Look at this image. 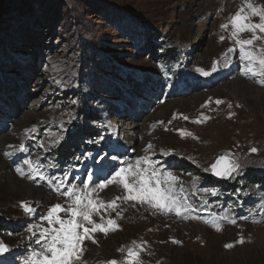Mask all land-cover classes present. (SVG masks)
<instances>
[{"label":"rangeland","instance_id":"374dc122","mask_svg":"<svg viewBox=\"0 0 264 264\" xmlns=\"http://www.w3.org/2000/svg\"><path fill=\"white\" fill-rule=\"evenodd\" d=\"M244 2L0 0V264L39 251L28 229L47 227L48 209L70 203L61 192L85 184L105 202L93 220H114L115 230L85 240L79 264H122L133 242L141 264H264V83L244 74L238 48L224 58L237 47L230 18ZM225 155L239 169L210 182ZM141 156L176 176L177 195L196 211L177 217L122 199L107 209L124 191L96 186Z\"/></svg>","mask_w":264,"mask_h":264},{"label":"snow or ice","instance_id":"6c2138e0","mask_svg":"<svg viewBox=\"0 0 264 264\" xmlns=\"http://www.w3.org/2000/svg\"><path fill=\"white\" fill-rule=\"evenodd\" d=\"M253 17L258 18L259 22H253ZM230 24L232 27L231 38L235 40L237 47L228 48L224 58L226 59L229 53L236 51L238 48L241 60L246 63L244 74L259 76L262 78L261 82L264 83V48L254 47L257 41L264 42V6H257L252 0H245L243 6L230 18ZM221 28L227 29L228 24L221 25ZM244 32L251 33V37L240 39V34ZM223 39L221 37V41ZM197 71L204 76L210 75V72L202 69H197ZM215 71H217V62L213 61L211 72ZM215 103L219 105L222 101L216 100ZM184 119H188V117H184ZM203 119L208 118L204 117ZM201 122L199 119L194 121V123ZM181 135H184L183 132H181ZM189 135L191 134L189 133ZM58 142L57 140L54 143ZM147 148L151 149L152 145L149 144ZM19 150H24L23 144L20 145ZM256 151V148L251 149L252 153ZM5 155L7 156L8 153H5ZM24 163L28 165L30 171L39 174V170L34 169L32 161L25 160ZM142 165L143 167H141ZM239 167L240 165L235 160L231 159L229 155H225L218 157L208 170L217 178L229 179L237 172ZM16 172L22 177L24 176L20 168H17ZM39 178L41 180L45 179L42 174ZM177 183L176 176L170 172L158 170L156 162L147 156H141L134 164L121 167L118 171H115L110 179L105 180L96 187L100 190L112 184H118L122 187L124 195L122 197L117 196L108 202L106 204L107 209L115 211L118 207L116 201L122 199L124 202L133 201L148 205L161 213H175L177 217H181L184 213L196 211V209L192 208L186 199H181L177 195L175 187ZM53 191L61 192V189L56 187ZM95 192L96 188L90 190L87 184L84 185L83 189L68 187L61 192L70 203L67 207L56 204L48 209L47 214L44 216L47 227L36 225L34 226L35 231L33 228L28 229L34 236L38 234L35 243L39 246V251L33 250L25 259L24 264H79L85 250L83 247L85 240L96 243L93 238L94 233L100 232L107 235L109 231L115 230L114 220L109 219L107 227L93 220V214L99 215L100 209L105 208L104 201L98 202L93 199ZM182 193L183 189H181V195ZM20 207L25 213L33 211L28 204L23 202ZM61 213H64V216H61ZM219 219L227 223H236L234 219H228L226 216H221ZM205 223L210 222L205 221ZM211 226L217 231L220 230V225L215 218L211 221ZM238 243H242V241H238ZM133 244L135 247L127 249L122 264H141L139 252L136 249L142 251L143 248L140 245H135V242ZM231 247H233L231 244L225 245L226 249ZM7 251L5 244L0 242V254ZM118 251L124 252L125 250L121 248ZM108 264H118V262L113 260L109 261Z\"/></svg>","mask_w":264,"mask_h":264},{"label":"bare ground","instance_id":"6f19581e","mask_svg":"<svg viewBox=\"0 0 264 264\" xmlns=\"http://www.w3.org/2000/svg\"><path fill=\"white\" fill-rule=\"evenodd\" d=\"M225 67V66H224ZM24 188V190H25V193L28 195V197H29V195L30 194H32L33 193V189L32 188H30V187H28V186H25V187H23ZM24 193V194H25Z\"/></svg>","mask_w":264,"mask_h":264},{"label":"water","instance_id":"95a60500","mask_svg":"<svg viewBox=\"0 0 264 264\" xmlns=\"http://www.w3.org/2000/svg\"><path fill=\"white\" fill-rule=\"evenodd\" d=\"M215 161H216V160H215ZM214 163H215V162H214ZM211 177H212L213 179H215V180H218V179H219V178L213 176L212 174H211Z\"/></svg>","mask_w":264,"mask_h":264},{"label":"trees","instance_id":"16d2710c","mask_svg":"<svg viewBox=\"0 0 264 264\" xmlns=\"http://www.w3.org/2000/svg\"><path fill=\"white\" fill-rule=\"evenodd\" d=\"M168 56V55H167ZM209 181L212 182L214 179L212 177L209 178ZM233 186V185H232Z\"/></svg>","mask_w":264,"mask_h":264}]
</instances>
